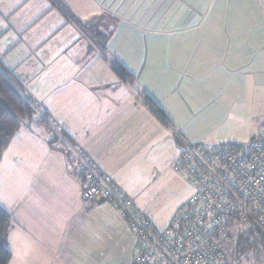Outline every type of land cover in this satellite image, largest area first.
<instances>
[{
    "label": "crops",
    "instance_id": "crops-1",
    "mask_svg": "<svg viewBox=\"0 0 264 264\" xmlns=\"http://www.w3.org/2000/svg\"><path fill=\"white\" fill-rule=\"evenodd\" d=\"M140 1L0 0V64L152 223V180L173 170L183 145L195 141L175 127L184 129L186 115L202 113L206 101L231 96V76L242 86L252 74L263 82L264 54L246 43V29L215 25L217 0L196 24L154 29L129 19L141 16ZM110 18L117 23L109 31ZM92 25L107 37L106 52ZM118 26L136 30L137 41L119 43ZM222 33L241 42L228 44ZM141 37L152 40L144 49ZM37 120L22 123L0 161V205L12 219L9 264H132L137 243L130 225L108 202L82 210L79 164L53 148L54 136ZM169 224L161 230L153 223L159 231Z\"/></svg>",
    "mask_w": 264,
    "mask_h": 264
},
{
    "label": "built area",
    "instance_id": "built-area-1",
    "mask_svg": "<svg viewBox=\"0 0 264 264\" xmlns=\"http://www.w3.org/2000/svg\"><path fill=\"white\" fill-rule=\"evenodd\" d=\"M38 113V125L54 136L53 148L79 164L85 181L82 210L90 212L103 199L127 220L137 242L134 264H226L227 227L238 221L256 238L264 237V130L248 145H183L173 167L195 192L169 227L158 231L54 119Z\"/></svg>",
    "mask_w": 264,
    "mask_h": 264
},
{
    "label": "rangeland",
    "instance_id": "rangeland-1",
    "mask_svg": "<svg viewBox=\"0 0 264 264\" xmlns=\"http://www.w3.org/2000/svg\"><path fill=\"white\" fill-rule=\"evenodd\" d=\"M211 3L212 0H168V2L152 0L151 23L149 15L150 2L141 0V16L130 17L129 19L142 26L143 29L148 27L153 29L174 27L180 23V26L186 27L196 24L199 20L197 17H201L208 10ZM164 4H169L176 10L166 13L164 12ZM213 11L221 15L217 18L215 25L227 29H230L229 27L246 29L249 32L247 33L249 41L246 43L251 42L254 45L258 44L263 47L264 54V0H217ZM124 14H127V11ZM188 14L191 15L189 16ZM154 15L156 17L153 19ZM116 23V19L110 18L109 31L114 28ZM123 27L119 28L118 26L119 34L116 37L118 42L121 43L122 39L124 43L128 39L137 41L138 32H135L136 30L134 31V29ZM91 29L94 32H98L94 25L91 26ZM132 31L135 32V35H133ZM90 33L92 34V32ZM247 38L244 40H247ZM101 40L104 41L103 38ZM222 40L228 44L234 41L236 43L241 42L239 37L236 36L235 38L233 35L228 34L223 35ZM151 41L149 38L146 41L141 37L143 49L145 44H149ZM115 44H118L117 41H115ZM104 51L106 52V47ZM118 51L119 49L117 48ZM129 53L132 55L135 52L131 50ZM110 56L108 58L113 59L111 51ZM113 62L115 63V60ZM117 66L124 70L123 66L118 62ZM130 66L134 71L137 68L135 62ZM236 74L240 75V71L236 70ZM250 77L247 82L248 86H246V82L242 83L245 86L240 85L239 79L234 76L227 79L225 84L229 87L235 86V92L231 96H227L224 93L219 99H211L210 103L206 101L204 110L200 114H187L184 126L186 125L185 128L190 127L191 130L186 132L185 128L182 129L176 126V133H182L188 138L194 139L195 141L188 140L191 145L250 144L264 130V81L261 82V77H256L255 74ZM215 84L218 86L224 85L222 83ZM130 86L132 87V85ZM157 175L159 176H155L157 178L152 180V223L163 230L179 210L187 204L195 189L187 184L174 168ZM1 194H3V170L0 172V203L4 205V197ZM243 231L244 227L240 221L227 227V238L223 243L226 264H264V243H261L262 239H259V247L257 242L258 245L254 246L245 255H240L239 257L236 255V243Z\"/></svg>",
    "mask_w": 264,
    "mask_h": 264
},
{
    "label": "trees",
    "instance_id": "trees-1",
    "mask_svg": "<svg viewBox=\"0 0 264 264\" xmlns=\"http://www.w3.org/2000/svg\"><path fill=\"white\" fill-rule=\"evenodd\" d=\"M93 33L94 39L100 48L104 50L107 37L99 31ZM102 38L104 41L101 40ZM121 70L128 76L126 70ZM38 112L37 107L23 95L19 84L0 64V161L12 139L19 132L22 123H33L36 118L38 119ZM11 224L10 214L0 205V264H9L12 260V252L7 244ZM259 239H262L261 243H264V237L256 238L252 229L244 227V231L236 243V255L239 257L248 253L254 246L258 245ZM132 264H134L133 259Z\"/></svg>",
    "mask_w": 264,
    "mask_h": 264
},
{
    "label": "water",
    "instance_id": "water-1",
    "mask_svg": "<svg viewBox=\"0 0 264 264\" xmlns=\"http://www.w3.org/2000/svg\"><path fill=\"white\" fill-rule=\"evenodd\" d=\"M99 204H103V203H105V200H100L99 202H98Z\"/></svg>",
    "mask_w": 264,
    "mask_h": 264
}]
</instances>
